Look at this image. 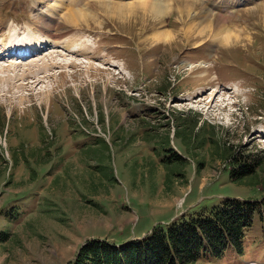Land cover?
<instances>
[{"label":"rangeland","instance_id":"1","mask_svg":"<svg viewBox=\"0 0 264 264\" xmlns=\"http://www.w3.org/2000/svg\"><path fill=\"white\" fill-rule=\"evenodd\" d=\"M34 38L42 53L0 60V264H66L226 198L264 216V166L230 173L264 157V0H0V42ZM247 263L264 264L258 211L241 250L195 264Z\"/></svg>","mask_w":264,"mask_h":264},{"label":"trees","instance_id":"2","mask_svg":"<svg viewBox=\"0 0 264 264\" xmlns=\"http://www.w3.org/2000/svg\"><path fill=\"white\" fill-rule=\"evenodd\" d=\"M183 125V130L193 132L188 119ZM173 155L182 165L180 156ZM235 162L230 172L234 182L240 184L253 175L255 178L249 183L254 184L258 168L264 166V157ZM257 211L264 220L258 200L226 198L219 206L183 214L166 226L156 225L143 237L123 242L87 239L66 264H195L204 253L220 257L229 248L241 250Z\"/></svg>","mask_w":264,"mask_h":264},{"label":"bare ground","instance_id":"3","mask_svg":"<svg viewBox=\"0 0 264 264\" xmlns=\"http://www.w3.org/2000/svg\"><path fill=\"white\" fill-rule=\"evenodd\" d=\"M242 1H244V2H247V3H251V0H248V1H246V0H237V2L238 3H241ZM169 5H170V2H167ZM236 5H237V3H236ZM243 5V4H242ZM163 6L165 7L166 6V4H164V5H161V4H157V5H155V6H153V8H154V10H155V12H162V11H164V8H163ZM223 6H227V4L225 3ZM228 7V6H227ZM220 10V9H219ZM229 18V17H228ZM209 21V20H208ZM204 25V24H203ZM63 26H64V24H63ZM207 27H210V22L209 23H206L205 24V26L203 27L204 29L205 28H207ZM64 29H66V27L64 26L63 27ZM221 29L216 33V35H215V38H217V39H219L223 44H229L230 42H231V40H232V38H231V35H228V28H226L225 27V25H223L222 27H220ZM42 31H43V29H42ZM70 31H67V30H65V31H63L62 33H69ZM202 32V31H201ZM60 33V32H59ZM64 35V34H63ZM44 36H46V34H44ZM51 36V35H50ZM62 36V34H58V39H60L59 37H61ZM171 36H172V33L171 32H168V31H163V32H158V33H156L155 34V39L157 40V41H166V40H170L171 39ZM236 37H238V35H236L235 36V38ZM73 38V37H72ZM58 42H59V40H58ZM14 43V42H13ZM75 43V46L76 45H78V42H74ZM74 43L73 42H71L70 44H68V45H65L64 47L65 48H68V49H70L69 51H70V53H72L73 54V51H76L78 54H73L74 55V57H76V56H78V55H82V54H84L85 56H86V53H82V52H80V51H77L78 49L76 48V47H74ZM18 45H20V46H14V47H16V48H13V46L12 47H10V48H8V50H6V51H2V50H0V60H9V61H11L10 60V57H12V56H15V58L14 59H16V60H18V58H23V59H20V60H23L24 61V59H27L28 57H30V56H35L36 54H40V53H42L43 52V44L41 43V42H39V40L38 39H33L31 42H29V43H27L26 45H23V44H18ZM68 46V47H67ZM87 47H90V49H92L93 48V46L92 45H86ZM80 49V48H79ZM42 51V52H41ZM5 52H9V53H6L5 54ZM75 52V53H76ZM15 53H18V55L17 54H15ZM23 53H27L28 55H26V54H24V55H22ZM71 55V54H70ZM2 58H4V59H2ZM72 58V57H71ZM75 59H77V58H75ZM79 60V59H78ZM12 62H14V61H12ZM18 62V61H17ZM58 62V61H57ZM15 64V63H14ZM13 65V64H12ZM22 66V65H21ZM16 67V66H15ZM40 69H41V67H40Z\"/></svg>","mask_w":264,"mask_h":264}]
</instances>
